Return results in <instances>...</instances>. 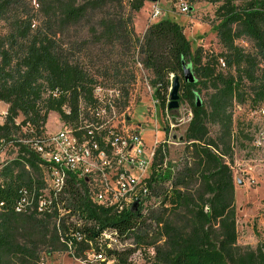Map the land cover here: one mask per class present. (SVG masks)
<instances>
[{
  "label": "trees",
  "instance_id": "16d2710c",
  "mask_svg": "<svg viewBox=\"0 0 264 264\" xmlns=\"http://www.w3.org/2000/svg\"><path fill=\"white\" fill-rule=\"evenodd\" d=\"M147 1L0 0V154L12 156L0 167V264H47L55 254L84 264H264V243L237 244L231 171L234 106L264 109V0H188L218 5V54L192 52L170 20L138 38L133 16ZM136 63L162 108L168 78L180 79L192 117L178 162L159 144L137 206L122 211L95 204L70 175L49 187L36 150L48 115L74 125L96 88L113 91L123 110Z\"/></svg>",
  "mask_w": 264,
  "mask_h": 264
},
{
  "label": "rangeland",
  "instance_id": "374dc122",
  "mask_svg": "<svg viewBox=\"0 0 264 264\" xmlns=\"http://www.w3.org/2000/svg\"><path fill=\"white\" fill-rule=\"evenodd\" d=\"M145 3H147L145 5ZM141 11L133 16V30L138 38L141 32L151 24L162 20L176 22L183 29L189 41L191 51L201 48L203 51L220 53L213 26L216 25L215 10L218 5L205 1L190 3L188 0L147 1ZM186 3L188 11L181 13L180 4ZM157 9L160 15L152 17ZM238 45L248 49L245 41ZM134 81L129 87V96L124 114L130 118L131 124H140L147 148H155L165 143L167 159L177 163L184 148V134L192 117L190 106L179 98L178 108L168 110L172 78H168L170 87L166 92L165 107L153 97L150 87V73L137 63L131 68ZM180 96V91H179ZM203 101V93L200 96ZM264 109L249 112L247 106H234L233 120L235 146L231 171L235 192L237 244L255 248L264 243ZM6 112V106L0 104V123ZM62 121L55 113H50L45 124L44 134H54L61 129ZM214 129H212L213 131ZM156 142V143H155ZM8 149L0 154L1 165L11 159ZM136 264H148L141 258ZM47 264H84L68 254L50 256Z\"/></svg>",
  "mask_w": 264,
  "mask_h": 264
},
{
  "label": "built area",
  "instance_id": "2783aa9c",
  "mask_svg": "<svg viewBox=\"0 0 264 264\" xmlns=\"http://www.w3.org/2000/svg\"><path fill=\"white\" fill-rule=\"evenodd\" d=\"M181 13L188 11L180 4ZM160 15L157 9L152 13ZM95 105L81 107L74 125L62 124L37 146L44 164L46 182L59 190L70 175L84 180L90 199L98 206L122 211L140 198L139 186L150 176L155 148H147L140 124H131L116 106V94L96 88ZM264 113V111H262ZM156 143V142H155Z\"/></svg>",
  "mask_w": 264,
  "mask_h": 264
},
{
  "label": "water",
  "instance_id": "95a60500",
  "mask_svg": "<svg viewBox=\"0 0 264 264\" xmlns=\"http://www.w3.org/2000/svg\"><path fill=\"white\" fill-rule=\"evenodd\" d=\"M150 2H157V0H149ZM172 85L170 88L169 101L167 104L168 110H175L178 108V100H179V87H180V79L179 77H171ZM183 80L187 83L194 82V76L190 68L183 67ZM201 104L200 99H196V106L199 107ZM137 203H135L132 207L135 208Z\"/></svg>",
  "mask_w": 264,
  "mask_h": 264
},
{
  "label": "crops",
  "instance_id": "0c3cea01",
  "mask_svg": "<svg viewBox=\"0 0 264 264\" xmlns=\"http://www.w3.org/2000/svg\"><path fill=\"white\" fill-rule=\"evenodd\" d=\"M146 4H147V3H145V5H146ZM140 11H141V10H140ZM145 30H146V28H144V29L142 30L141 35L144 34Z\"/></svg>",
  "mask_w": 264,
  "mask_h": 264
}]
</instances>
